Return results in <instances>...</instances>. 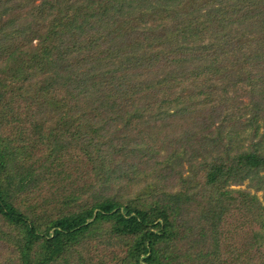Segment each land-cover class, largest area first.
Here are the masks:
<instances>
[{
	"label": "trees",
	"instance_id": "1",
	"mask_svg": "<svg viewBox=\"0 0 264 264\" xmlns=\"http://www.w3.org/2000/svg\"><path fill=\"white\" fill-rule=\"evenodd\" d=\"M259 192L264 0H0V264H264Z\"/></svg>",
	"mask_w": 264,
	"mask_h": 264
},
{
	"label": "rangeland",
	"instance_id": "2",
	"mask_svg": "<svg viewBox=\"0 0 264 264\" xmlns=\"http://www.w3.org/2000/svg\"><path fill=\"white\" fill-rule=\"evenodd\" d=\"M260 198L264 197V192H259L258 193ZM52 204V203H51ZM50 204V205H51ZM55 204H52V207ZM56 206V205H55ZM51 214L55 213L54 209L51 208ZM6 227L4 225V221H2V219H0V228ZM104 231L102 233H100V237H98L96 240H92L90 243H88L87 248H83V256L84 257H89L90 259H88L89 261L93 260V264H121L120 259H121V255H122V251L125 250V243L128 242V240L126 241L125 239H119L118 241H112L108 234V225H105ZM229 235V239L225 240V238L222 239V241H224L225 243H234V245H237L235 243L242 241L243 240V235L241 237H236L235 240H232V234H228ZM95 239V238H94ZM185 246V245H184ZM232 249V248H231ZM4 251V250H2ZM261 252H263L262 254L264 255V246L261 248ZM120 258H119V256ZM254 258H256L255 260H258L259 258L261 260L262 257L261 255H253ZM253 256H245L243 257V259L248 260V259H253ZM230 258V260H233L235 258V256L233 254L229 255V254H224V258Z\"/></svg>",
	"mask_w": 264,
	"mask_h": 264
}]
</instances>
